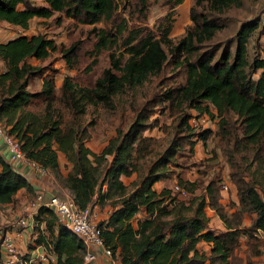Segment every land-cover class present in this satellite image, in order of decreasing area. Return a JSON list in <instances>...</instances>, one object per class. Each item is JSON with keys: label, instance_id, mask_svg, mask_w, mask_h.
<instances>
[{"label": "trees", "instance_id": "1", "mask_svg": "<svg viewBox=\"0 0 264 264\" xmlns=\"http://www.w3.org/2000/svg\"><path fill=\"white\" fill-rule=\"evenodd\" d=\"M148 1L136 0L141 12ZM164 1L170 9L182 2ZM242 1L194 0L191 24L170 49L179 58L175 63L184 68L183 81L152 94H138L168 58L162 43L170 24L161 38L144 28L123 37L127 20L121 18L116 24L117 0H0V21L23 30L28 29L31 19L50 18L58 12L91 25L101 21L114 25V33L97 28L96 50L123 40V52L118 57L110 54V66L92 88L77 86L66 75L58 96L51 77L43 80L40 89H28L29 79L40 69L27 59H45L56 49L52 38L20 33L0 41V64L4 67L0 72V122L27 159L61 181L79 210L110 203L107 218L96 225L104 246L121 264H242L233 256L241 236L264 232V57L250 59L248 52L259 18L240 23L234 48L229 41L221 48L218 43H208L222 27L219 13L240 6ZM202 5L207 12L200 9ZM75 47L73 44L63 53L67 62ZM53 101L64 109H54ZM126 103L128 112L122 113ZM87 107L112 116L122 111L121 117L125 114L130 118L126 129L116 127L114 136L98 153L87 146L94 124L84 123ZM156 111L159 114L154 115ZM166 111L171 121L159 125V116ZM190 111L217 119L216 131L192 128ZM155 128L163 131L160 136L146 134ZM213 135L232 169L229 178L235 186L237 208L231 216L223 211L221 193L211 181L204 194L188 202L171 196L170 189H153L156 182L173 177L177 154L185 148L192 152L198 143L205 147ZM59 154L66 162L65 175ZM17 170L6 156H0V207L12 203L18 191L33 190ZM133 174L135 180L125 185L121 177ZM177 183L189 192L196 188L178 176ZM207 209L220 220L222 230L208 227ZM140 210L145 215L136 219ZM244 215L250 217L245 228L240 227ZM35 218L44 228L34 243L50 246L55 255L50 264H84L81 240L57 222L51 209L40 207ZM2 233L0 229V245ZM201 243L208 249H200Z\"/></svg>", "mask_w": 264, "mask_h": 264}, {"label": "rangeland", "instance_id": "2", "mask_svg": "<svg viewBox=\"0 0 264 264\" xmlns=\"http://www.w3.org/2000/svg\"><path fill=\"white\" fill-rule=\"evenodd\" d=\"M33 1L36 3L41 2V0ZM117 2L116 24H118L121 18L127 20L126 30L122 33L123 37H126L130 31L144 28V30H150L155 34V37L159 38L165 26L170 24L166 39L162 43V47L165 49L168 58L160 72L152 75L149 84L145 85L138 94L143 92L152 94L155 91L163 90L168 86L182 82L184 79V68L182 65L175 63V60H179V58L174 57L170 49L171 44H175L185 33L188 25L191 24L190 8L194 0H182V2L172 9L168 7V4L164 0H149L144 12L140 11V4H136V0H132V3L129 5L121 0H117ZM200 9L207 12L206 5H202ZM263 10L264 0H243L240 6H231L224 9L219 13L222 27L215 32L208 43H218L221 48L224 43L229 41L232 48H234V35L240 23L252 17H258L260 20ZM169 12L171 14L167 17L166 14ZM100 27L114 33V25L111 27V24L104 21L91 25L55 12L50 18L31 19L29 27L26 30L0 21V41H6L20 33H42L48 38H52L56 44V49L51 51L45 59H27L31 65L40 69L39 74L31 76L29 79L28 89H40L43 80L51 77L54 84L55 96H58L63 78L66 75L70 76L73 83L77 86L92 88L96 78L100 77L103 70L110 66V54L113 53L115 57H118L123 52L122 39L108 49L101 48L100 50H96L97 28ZM73 44L76 46L75 51L70 54V61L67 62L63 53L67 47ZM248 52L250 59L254 55L264 57V30L261 28L260 22H258L257 28L252 32L248 43ZM255 75L256 73L253 74V76ZM37 104L38 102L36 101L34 106H37ZM53 108L64 109L58 101H53ZM127 109L128 104L127 108L122 110L123 112L118 111L117 114L112 116L111 113H106L103 110L98 109L93 111L91 107H87L84 123L90 121L94 123L89 129L90 139L87 142V146L93 152L98 153L101 151L107 141L114 136V129L116 127L120 126L126 129L130 118H126L125 114L121 117V112H128ZM189 113L191 115L196 114L195 111H190ZM157 114H159L158 111L154 115ZM170 121L171 116H169V111L159 116L158 119L159 125L168 124ZM216 123L217 119L208 117L205 127H210L213 131H216ZM0 124L3 125L2 122ZM161 131L155 128L151 132L147 131L146 133L156 134ZM196 146L192 152L185 148V150L177 154L173 177L167 181L170 183L171 196L176 197L179 201L188 202L194 197L204 194L206 184L211 181L218 188L219 194L221 193L219 200L223 211L227 216H231L232 211L237 208L236 190L229 178L232 169L221 151L217 137L215 135L210 136L205 147L201 143L196 144ZM177 176L185 181H188L187 178H191L190 182L196 185L193 192H189L187 188L179 185L177 183ZM58 182L61 185V181ZM223 185L227 186L226 191L222 190ZM175 186L184 190L186 196H182L178 191L174 190ZM97 205L98 207L94 212L96 216L92 217L96 224L106 219L110 211V203L108 202ZM208 213L211 215L209 216L208 227L218 230L221 223L220 220L214 213ZM231 221L235 222V219ZM249 225L250 217L244 215L241 219L240 227L245 228ZM200 249L207 250V247L205 244H201ZM233 256L242 264H264V234L258 237L254 235L251 237L242 235Z\"/></svg>", "mask_w": 264, "mask_h": 264}, {"label": "built area", "instance_id": "3", "mask_svg": "<svg viewBox=\"0 0 264 264\" xmlns=\"http://www.w3.org/2000/svg\"><path fill=\"white\" fill-rule=\"evenodd\" d=\"M259 22L261 28L264 30V10ZM3 70L4 67H1L0 64V72ZM206 122L207 117L205 115L197 114L192 115L189 120L193 128H201L202 130L207 128L205 127ZM0 141L5 145L7 160L14 168L18 169L20 165H28L40 175L44 176L47 174L48 170L25 157L21 152L18 141L8 135L6 128L1 124ZM174 190L178 191L182 196H186V192L179 189L178 186H175ZM222 190L226 191L227 186L223 185ZM40 207L51 209L56 215L57 222L64 225L81 240L84 246V264H95L98 261L99 255H102L106 259V264H121L113 256L112 251L104 246L100 229L92 219L96 215L91 207L79 210L70 193L53 194L46 197L43 192L36 193L25 206V214L13 221L10 227H8V231H3L0 245L1 264H50L55 261V255L50 246L34 243L39 233H43L44 228L43 222H39L35 218ZM26 233L29 235V241L26 244V249L20 251L16 240H21ZM262 234H264L263 231L256 230L253 235L258 237Z\"/></svg>", "mask_w": 264, "mask_h": 264}, {"label": "crops", "instance_id": "4", "mask_svg": "<svg viewBox=\"0 0 264 264\" xmlns=\"http://www.w3.org/2000/svg\"><path fill=\"white\" fill-rule=\"evenodd\" d=\"M146 134L149 136H156V137L161 135L160 132L156 134L153 133H146ZM0 156H2L3 158L6 156L7 158L5 145L1 141H0ZM58 162L61 168V172L63 173V175H65V170L63 169V165H65L66 162L63 155L59 154ZM17 171L26 177L28 182L31 184L33 190L32 192H28L24 189L18 191L12 203L0 207V229H3V231H8L7 229L8 227H10L11 223L25 214L24 213L25 206L36 193L43 192L46 197H49L50 195L53 194L69 193V191L62 185V183L61 185L59 184L58 180L54 178L53 174L50 171H48L47 174L43 176L33 171L28 165H20ZM135 178L136 176L133 174L129 177H121V180L125 185H128L133 180H135ZM187 179L188 181L191 180V178H187ZM168 180L156 182L153 185V189L157 192L164 188L170 189L171 187H170V183L167 182ZM97 207L98 205L95 204L91 208L95 212ZM208 212L213 213L211 210L207 209L206 210L207 216H211ZM144 215H145L144 212L140 210L136 214V219H139ZM218 228L222 230L223 225L220 223V227ZM28 241H29L28 233L24 234L21 240L18 239L16 240L17 246L19 247L20 251H24L26 249V244L28 243ZM201 244H205V243H201ZM206 247L208 249V245H206ZM106 262H107L106 259L102 255H99L98 261L95 264H106Z\"/></svg>", "mask_w": 264, "mask_h": 264}]
</instances>
